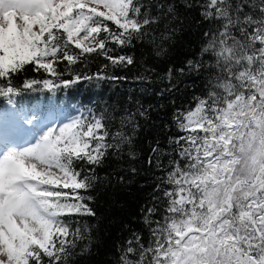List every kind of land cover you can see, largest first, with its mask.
Segmentation results:
<instances>
[{
	"label": "snow or ice",
	"instance_id": "1",
	"mask_svg": "<svg viewBox=\"0 0 264 264\" xmlns=\"http://www.w3.org/2000/svg\"><path fill=\"white\" fill-rule=\"evenodd\" d=\"M181 8L198 9L201 46L181 66L169 64L158 76L169 87L156 95L193 74L204 87L187 104L171 102L163 144L148 141L143 163L159 175L140 208L143 227L117 242L115 264H264V0H0V96L11 105L0 111V264H75L90 254L92 226L83 221L97 216L93 190L139 174L97 170L109 157L137 160L135 143L156 107L136 101L119 116L87 108L53 123L50 108L15 98L126 80L107 69L133 66L125 50L137 44L166 58ZM96 58L106 61L96 72L74 70Z\"/></svg>",
	"mask_w": 264,
	"mask_h": 264
},
{
	"label": "trees",
	"instance_id": "2",
	"mask_svg": "<svg viewBox=\"0 0 264 264\" xmlns=\"http://www.w3.org/2000/svg\"><path fill=\"white\" fill-rule=\"evenodd\" d=\"M179 2V0H178ZM183 17L181 31L174 37V42H166L164 47L169 49L166 58H157L151 54V48L137 44L134 49L125 50L128 54L136 57V63L127 69H113L109 67V73L126 76L123 81H92L82 82L70 89H61L55 95L45 91L27 92L16 97L17 106L23 105L31 108L40 105L45 109H51V113L61 116L73 117L84 112L87 108H92L96 112L104 111L114 115L124 114V109L135 111L136 101H139L144 107L149 104L156 107L149 113L150 120L145 125V129L140 133L139 139L135 143V150L138 158L135 161L126 156L122 159H113L109 157L105 165L98 169V174L103 176L114 170L137 167L139 174L135 177L125 174V184H117L114 180L111 184L97 185L92 194L96 197L93 207L97 212L95 218H85L86 222L92 226L90 235L92 237L91 252L84 256H77L75 264H115L117 242L126 239L131 229L142 228L140 223L141 206L151 201V194L155 187L154 175H159L155 170L147 169L143 163L148 155V141L159 136L162 144L166 141L169 133H165L163 125L167 122L173 111L171 102L174 100L177 107L187 104L193 95H198L204 87L202 76L195 74L179 77L181 83L175 92L165 94L163 97H157L156 93L162 88L169 87L168 81L158 79L163 75L169 66L174 63L177 67L181 66L183 61L193 58L200 49L202 42L203 27L197 26L200 19L198 9L191 11L180 9ZM207 59V57H205ZM106 63L102 58H96L90 61L87 66L77 65L75 71L93 73L96 72L102 64ZM61 70L64 65H60ZM146 68L155 69L154 73L145 72ZM150 76L149 81H139L137 76ZM27 76L43 78L42 74H34L31 69ZM65 78L70 75L65 73ZM24 75L17 80V84L22 86ZM172 83H176L175 80ZM159 105H164L160 108ZM11 108L7 98L0 96V111ZM115 110V111H114ZM152 121L159 124V128L152 126ZM141 124L145 121L140 120ZM165 163L167 159L165 158ZM123 174V173H122ZM128 181H131L130 183ZM128 225V229H125ZM89 243L88 239L79 242V247L83 248Z\"/></svg>",
	"mask_w": 264,
	"mask_h": 264
},
{
	"label": "rangeland",
	"instance_id": "3",
	"mask_svg": "<svg viewBox=\"0 0 264 264\" xmlns=\"http://www.w3.org/2000/svg\"><path fill=\"white\" fill-rule=\"evenodd\" d=\"M49 118L52 119L53 123H57V122H67V118L69 117L50 114Z\"/></svg>",
	"mask_w": 264,
	"mask_h": 264
}]
</instances>
